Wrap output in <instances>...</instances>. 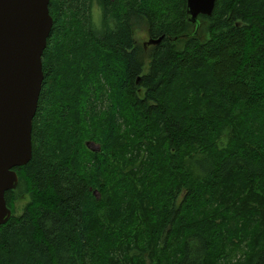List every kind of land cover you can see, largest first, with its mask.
Masks as SVG:
<instances>
[{
  "label": "trees",
  "instance_id": "16d2710c",
  "mask_svg": "<svg viewBox=\"0 0 264 264\" xmlns=\"http://www.w3.org/2000/svg\"><path fill=\"white\" fill-rule=\"evenodd\" d=\"M48 10L0 264H264V0H215L203 37L186 0Z\"/></svg>",
  "mask_w": 264,
  "mask_h": 264
},
{
  "label": "water",
  "instance_id": "95a60500",
  "mask_svg": "<svg viewBox=\"0 0 264 264\" xmlns=\"http://www.w3.org/2000/svg\"><path fill=\"white\" fill-rule=\"evenodd\" d=\"M49 0H0V226L11 216L4 195L14 190V168L32 156V120L43 81L42 54L53 21ZM215 0H186V20L199 28V15L211 16ZM163 37L146 44L157 45ZM89 147V146H88Z\"/></svg>",
  "mask_w": 264,
  "mask_h": 264
},
{
  "label": "rangeland",
  "instance_id": "374dc122",
  "mask_svg": "<svg viewBox=\"0 0 264 264\" xmlns=\"http://www.w3.org/2000/svg\"><path fill=\"white\" fill-rule=\"evenodd\" d=\"M92 12H93L94 20L98 24L99 16H100V8H99V6L94 4ZM199 23H200V25H199V29H198V32H199L198 35L203 37L204 36V32L201 30V28L205 24V21L203 19H201L199 21ZM193 30H194V28H191V32ZM135 37H136L137 43L142 45L145 48L146 51L151 46H154L153 44H146V42H148L151 39V37H149V35H148V27L146 25H143V27L138 32H136ZM152 40H154V39H152ZM89 147L92 150H97V147L93 143L89 144ZM21 190L24 193H26L27 195L22 193ZM20 191H21V193L19 194ZM94 193H96V192H94ZM29 195L30 194L28 192L27 187L21 183V186L18 189V193L16 195L17 198H14V200L12 202L13 207L10 209L11 216H20L25 211L26 205L28 204L29 199H30ZM45 203H47V201H44V204Z\"/></svg>",
  "mask_w": 264,
  "mask_h": 264
}]
</instances>
